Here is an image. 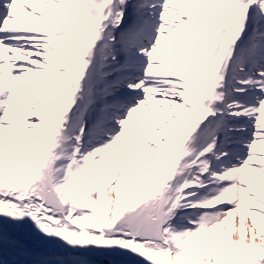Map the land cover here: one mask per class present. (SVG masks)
Listing matches in <instances>:
<instances>
[{
    "label": "snow or ice",
    "instance_id": "obj_1",
    "mask_svg": "<svg viewBox=\"0 0 264 264\" xmlns=\"http://www.w3.org/2000/svg\"><path fill=\"white\" fill-rule=\"evenodd\" d=\"M0 264H264V0H0Z\"/></svg>",
    "mask_w": 264,
    "mask_h": 264
}]
</instances>
